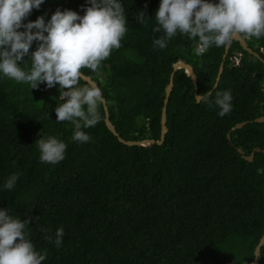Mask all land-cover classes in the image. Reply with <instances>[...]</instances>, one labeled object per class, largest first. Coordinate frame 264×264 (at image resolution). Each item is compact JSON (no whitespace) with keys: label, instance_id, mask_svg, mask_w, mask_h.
Wrapping results in <instances>:
<instances>
[{"label":"trees","instance_id":"16d2710c","mask_svg":"<svg viewBox=\"0 0 264 264\" xmlns=\"http://www.w3.org/2000/svg\"><path fill=\"white\" fill-rule=\"evenodd\" d=\"M122 3L128 23L121 47L97 70L81 69L101 88L117 134L126 141L159 140L176 62L191 65L196 88L183 69L174 72L161 145L119 143L104 124L102 104L100 121L82 129L90 141L81 143L72 139L71 122L56 121L58 84L31 89L0 74V208L31 219L29 238L47 254L42 264L249 263L264 234V154L256 152L251 162L242 155L264 151V122H251L264 116V66L235 41L226 54L213 45L197 55L194 41L179 33L166 48L154 47L153 39L163 35L162 29L153 32L160 0ZM84 5L45 0L24 22L38 16L47 22L57 8L83 15ZM139 11L149 16L143 25L135 19ZM241 37L264 60V36ZM23 59L19 66L27 70L31 61ZM195 89L197 95L230 90L232 111L218 116L215 92L213 102H196ZM41 133L66 143L63 161H40L35 142ZM12 174H18L14 188L4 189ZM59 227L65 235L56 247ZM260 253L258 264H264V244Z\"/></svg>","mask_w":264,"mask_h":264},{"label":"clouds","instance_id":"9594fccd","mask_svg":"<svg viewBox=\"0 0 264 264\" xmlns=\"http://www.w3.org/2000/svg\"><path fill=\"white\" fill-rule=\"evenodd\" d=\"M44 2L0 0V74L26 83L31 89L41 83L47 88L58 84L59 104L53 109L56 121L71 122L72 139L87 143L91 137L82 129L94 127L100 121L98 108L103 96L98 86L80 85L81 69L97 70L112 50L121 47L128 23L123 3L122 0H85L83 15L70 10L72 7L63 11L57 8L47 22L44 16H38L25 23L32 10L39 9ZM154 16L157 27L153 32L162 29L163 35L152 43L160 49L166 48L177 33L194 41L197 55L213 45L227 47L237 36L249 39L264 36V0H160ZM147 17L139 11L135 19L143 25ZM34 41L36 48L30 52ZM26 56L31 65L24 70L19 65ZM234 62H238L237 58ZM213 92L214 103L220 109L217 115L224 117L233 108L230 90L209 89L196 96L198 102H213ZM35 143L42 163L57 164L65 158L67 145L57 137L45 138L41 133ZM17 179L18 174H12L3 188L13 189ZM30 221L10 215L7 207L0 208V264H42L45 261L46 252L37 251L29 238ZM64 235L62 227L56 229V247L61 246ZM48 239L51 241L52 237Z\"/></svg>","mask_w":264,"mask_h":264},{"label":"water","instance_id":"95a60500","mask_svg":"<svg viewBox=\"0 0 264 264\" xmlns=\"http://www.w3.org/2000/svg\"><path fill=\"white\" fill-rule=\"evenodd\" d=\"M33 31H36V29H33ZM235 41V42H238L239 45L241 46V48L246 51L248 54H251L252 56L256 57L264 66V60L257 54L255 53L254 51H252L246 44L245 42V38L241 37V36H237L235 37L232 42ZM230 46V45H229ZM229 46L225 47V54L227 53L228 51V48ZM225 54H224V57H225ZM172 69H173V72L170 74V78H169V83L165 89V96H164V100H163V106H162V109H161V116H160V136H159V140L155 141L153 139H145V140H141V141H126L124 139H122L116 132V130L114 129L113 125L111 124V122L109 121L108 119V110H107V106L105 104V99L103 98V103H102V107H103V111H104V124L106 126V128L108 129V131H110L112 133V135L114 137L117 138L118 142L123 144V145H126V146H140V147H147V146H150V145H153V144H157V145H161L164 141V138H165V133L167 131L166 129V106H167V103H168V98L170 96V93L172 91V87H173V75H174V72L179 70V69H183L185 74L188 75L191 79V82L192 84L195 86H197V81H196V76H195V73L194 71L192 70V67L191 65L183 62V61H178L176 62L175 64H173L172 66ZM222 70H223V63L220 65L219 67V70H218V74H217V77L215 79V84H214V88L217 86V83L220 79V75L222 73ZM84 82H86L88 85H95L97 86L96 82L93 81L90 77L84 75L82 73V78H81ZM197 94H196V89H195V98H196V102H198V99H197ZM250 121H245V122H241V123H237L235 124L231 131H234V130H237V129H240L242 128L244 125L248 124ZM251 122H256V123H263L264 122V116H261V117H258V118H255L253 121ZM229 138V135L227 136ZM256 152H262L264 154V151L259 149V148H255L253 149L252 153L249 155V156H245V155H242V158L248 162H251L252 159H253V156ZM238 153L241 154V151L238 150ZM264 244V234L262 235V237L260 238L259 240V243L258 245L255 247L254 249V259L249 262V263H246V264H258L260 258H261V253H260V248L261 246Z\"/></svg>","mask_w":264,"mask_h":264}]
</instances>
